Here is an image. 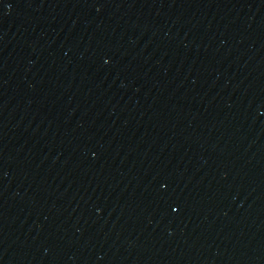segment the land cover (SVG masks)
I'll return each mask as SVG.
<instances>
[{"label": "water", "instance_id": "95a60500", "mask_svg": "<svg viewBox=\"0 0 264 264\" xmlns=\"http://www.w3.org/2000/svg\"><path fill=\"white\" fill-rule=\"evenodd\" d=\"M0 264H264V0H0Z\"/></svg>", "mask_w": 264, "mask_h": 264}]
</instances>
